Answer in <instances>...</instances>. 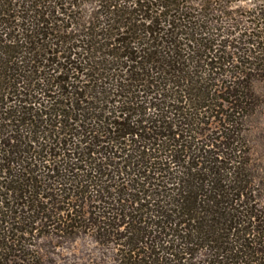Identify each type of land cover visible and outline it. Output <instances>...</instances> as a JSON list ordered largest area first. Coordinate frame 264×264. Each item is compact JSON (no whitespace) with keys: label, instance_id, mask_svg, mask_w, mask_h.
<instances>
[{"label":"trees","instance_id":"16d2710c","mask_svg":"<svg viewBox=\"0 0 264 264\" xmlns=\"http://www.w3.org/2000/svg\"><path fill=\"white\" fill-rule=\"evenodd\" d=\"M214 22L180 0H0V264L81 234L108 264H264V30L241 47Z\"/></svg>","mask_w":264,"mask_h":264},{"label":"rangeland","instance_id":"374dc122","mask_svg":"<svg viewBox=\"0 0 264 264\" xmlns=\"http://www.w3.org/2000/svg\"><path fill=\"white\" fill-rule=\"evenodd\" d=\"M193 6L196 12L204 9L212 13L214 28L221 33H232V37H221L244 47L251 40L250 32L264 30V0H180ZM263 27V28H262ZM242 42H240V35ZM264 99V80L257 83ZM261 111L252 115L246 133L252 142L256 157L264 159V102ZM96 236H36L34 242L46 253V264H108L110 252L96 241Z\"/></svg>","mask_w":264,"mask_h":264}]
</instances>
